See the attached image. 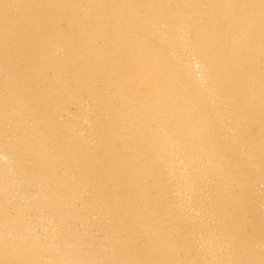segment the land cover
Segmentation results:
<instances>
[{
	"label": "bare ground",
	"instance_id": "bare-ground-1",
	"mask_svg": "<svg viewBox=\"0 0 264 264\" xmlns=\"http://www.w3.org/2000/svg\"><path fill=\"white\" fill-rule=\"evenodd\" d=\"M0 264H264V0H0Z\"/></svg>",
	"mask_w": 264,
	"mask_h": 264
}]
</instances>
